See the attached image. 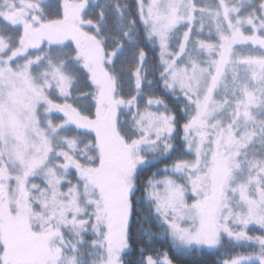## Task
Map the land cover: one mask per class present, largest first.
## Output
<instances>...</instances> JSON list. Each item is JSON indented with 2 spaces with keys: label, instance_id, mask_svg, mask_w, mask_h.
<instances>
[{
  "label": "snow or ice",
  "instance_id": "snow-or-ice-1",
  "mask_svg": "<svg viewBox=\"0 0 264 264\" xmlns=\"http://www.w3.org/2000/svg\"><path fill=\"white\" fill-rule=\"evenodd\" d=\"M193 252L264 264V0H0V264Z\"/></svg>",
  "mask_w": 264,
  "mask_h": 264
},
{
  "label": "trees",
  "instance_id": "trees-1",
  "mask_svg": "<svg viewBox=\"0 0 264 264\" xmlns=\"http://www.w3.org/2000/svg\"><path fill=\"white\" fill-rule=\"evenodd\" d=\"M129 2H132V0H129ZM159 167L162 168L163 165H159ZM210 260V257L203 256L198 252H193L183 257L182 264H210Z\"/></svg>",
  "mask_w": 264,
  "mask_h": 264
}]
</instances>
